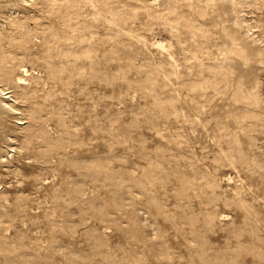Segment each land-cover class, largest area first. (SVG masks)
Masks as SVG:
<instances>
[{
  "label": "rangeland",
  "instance_id": "374dc122",
  "mask_svg": "<svg viewBox=\"0 0 264 264\" xmlns=\"http://www.w3.org/2000/svg\"><path fill=\"white\" fill-rule=\"evenodd\" d=\"M3 60L0 264L263 257L264 0H0Z\"/></svg>",
  "mask_w": 264,
  "mask_h": 264
},
{
  "label": "bare ground",
  "instance_id": "6f19581e",
  "mask_svg": "<svg viewBox=\"0 0 264 264\" xmlns=\"http://www.w3.org/2000/svg\"><path fill=\"white\" fill-rule=\"evenodd\" d=\"M4 62H2L0 65H1V70H0V80L2 81V80H9V81H14L15 83H16V85H18V84H20V83H22L23 82V80H22V78H20V77H17L16 79H14L13 77H12V75H11V71H10V69H9V67H7V65H6V63H7V61H5V60H3ZM19 86V85H18ZM2 91V90H1ZM3 92V91H2ZM9 92V91H8ZM4 94V93H3ZM246 198H244V200H245ZM246 201V200H245ZM245 206L247 205V204H244ZM262 205H263V203H262ZM244 206V207H245ZM248 207H250V206H248ZM254 207V206H253ZM240 208V210H241V208L242 207H238V209ZM245 209H247V206H246V208ZM255 209V208H254ZM244 210V209H243ZM251 209H249L248 211H250ZM252 210H253V208H252ZM256 210V209H255ZM245 211V210H244ZM247 211V212H248ZM243 212V211H242ZM253 212V211H252ZM249 213H251V212H249ZM249 213H248V215H249ZM253 214V213H252ZM246 215V214H245ZM200 216V215H199ZM196 217V216H195ZM246 217V216H245ZM248 217H250L251 218V214H250V216H248ZM197 218H199V217H197ZM249 218V219H250ZM218 219V218H217ZM242 219V218H241ZM252 219V218H251ZM196 220V219H195ZM203 220H205V219H203ZM244 220V219H243ZM243 220L241 221V222H243ZM196 221H198V220H196ZM202 221V220H201ZM213 221H214V219H213ZM213 221L212 220H210L209 221V226H212V224H213ZM244 221H246V220H244ZM240 222V223H241ZM197 223V222H196ZM244 223V222H243ZM249 223V222H248ZM202 224V223H201ZM200 224V225H201ZM203 225V224H202ZM207 225V224H206ZM245 225V224H244ZM246 225H248V224H246ZM251 225V224H250ZM196 226V225H195ZM195 226L192 228V229H194L195 228ZM208 226V225H207ZM206 226V227H207ZM242 226L240 225V227L239 228H241ZM253 227V226H252ZM256 227V226H255ZM210 228V227H209ZM254 228V227H253ZM200 229H201V227H200ZM200 229H198V231H200ZM204 229V228H203ZM197 230V229H196ZM249 231V230H248ZM258 231V230H257ZM202 232H203V230H202ZM205 232V231H204ZM250 232V231H249ZM199 233V232H198ZM201 233V232H200ZM252 233V232H251ZM241 235V234H240ZM240 235H237V237H240ZM242 236V235H241ZM259 236V235H258ZM252 237H253V233H252ZM246 240V239H245ZM248 241H250V240H247L246 242H248ZM239 243V242H238ZM244 243V242H243ZM254 243V242H253ZM254 245V244H253ZM258 245V244H257ZM258 248V247H257ZM236 249V248H235ZM256 250V249H255ZM263 250V249H262ZM223 251V250H222ZM259 251V250H258ZM243 252H245V253H247L248 251H246V250H242V249H236V251H235V253L233 254V255H228V253H225L224 255H221V257L220 258H218L217 256H213L212 257V259L214 260V261H212L211 259H210V257H209V259H208V262H206V264H219L221 261H223V260H226L228 263L230 262V264H249V263H247L248 261L245 259V255L243 256L242 255V257H241V259H239L240 258V255L243 253ZM233 253V252H232ZM241 253V254H240ZM253 253V252H252ZM257 254H256V257H257V259L255 258V259H251L252 260V264H259V261H262V260H264V255H263V257H262V255H261V253L260 252H256ZM255 254V253H254ZM254 254H253V257H254ZM220 261V262H219ZM216 262V263H215ZM250 262V261H249Z\"/></svg>",
  "mask_w": 264,
  "mask_h": 264
}]
</instances>
